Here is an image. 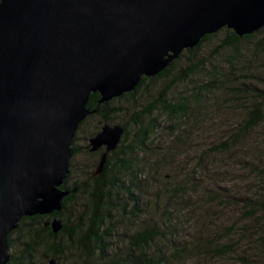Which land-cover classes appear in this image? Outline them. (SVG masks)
I'll return each mask as SVG.
<instances>
[{
	"label": "water",
	"instance_id": "1",
	"mask_svg": "<svg viewBox=\"0 0 264 264\" xmlns=\"http://www.w3.org/2000/svg\"><path fill=\"white\" fill-rule=\"evenodd\" d=\"M263 27L264 0H0V264L23 218L61 211L91 94L108 103L206 35ZM124 131L103 124L89 139L91 153L104 148L93 176ZM44 226L57 234L62 222Z\"/></svg>",
	"mask_w": 264,
	"mask_h": 264
},
{
	"label": "rangeland",
	"instance_id": "2",
	"mask_svg": "<svg viewBox=\"0 0 264 264\" xmlns=\"http://www.w3.org/2000/svg\"><path fill=\"white\" fill-rule=\"evenodd\" d=\"M262 36L264 33L256 35L251 42L241 43L240 50L228 48L219 51L218 46L227 38V32L221 29L203 44L197 54L182 56L166 78L146 82L133 98L136 109L152 104L160 90L169 85L172 88L168 92V100H181L195 94V87L199 88L210 79L207 78L208 75L213 71L229 72L232 63L236 71L234 76H230L232 84H239L243 88L245 86L241 84L245 83L264 92V49L260 54L254 55ZM230 56H235L234 60ZM200 64H203V71H196L185 81L178 82L184 72L191 67L195 70ZM241 72L247 75L242 77ZM249 75L256 76L263 82H249ZM233 93L236 92L223 91L201 97L202 103L191 108L190 118L175 124L172 136L168 127L174 121L168 120L166 116L157 118L158 125L156 124L146 143V152L138 151L137 154L116 157L134 160V163L146 166L145 172L149 173L146 178L137 176L136 169L132 172V177H136L135 180L144 186L142 201L148 202V211L141 214L140 219L138 216L134 220L128 214H123L121 208L113 212L112 228L106 237V245L110 251L117 253V256L125 252L128 237L140 229L150 227L151 217L154 220L163 216L170 220L180 217L184 222L183 226L177 225L175 229L173 224H167L163 227L166 232L173 229V235L167 234L165 244L161 245L162 249L166 248L167 254L174 250L169 243L172 239L179 244L178 247H183L185 243L191 246L196 244V240L208 246L222 247L231 243L236 251L225 257L196 255L193 260L189 258L167 264H264V210L261 213L256 211L257 208H264V121L241 136L240 129L251 109V100L246 94L236 96ZM110 107L112 110L122 109L110 119V125L127 123L133 113L127 99H113ZM103 124L97 118H89L75 133L72 147L77 153L69 162L72 170L69 186L88 179L95 171L97 157L90 156L85 147L92 134L100 130ZM128 124L129 145L137 128L129 122ZM227 141L231 147L229 152L213 155L209 150L212 146ZM197 166L204 172L199 173L204 176L200 181L203 183L200 190L182 197L179 194L176 196L180 189L175 187L176 184H181L185 175ZM116 170L122 172L121 168ZM215 196H218L220 202L213 201ZM120 200L121 205L124 204ZM77 201V205L70 204L63 211L70 227H74L83 210L86 211V198L79 196ZM129 207L130 204L128 210ZM250 209H253L251 214H254L249 217ZM12 238L17 239V235ZM56 244L71 246L65 236H59ZM14 251L8 250L7 253L12 254ZM85 256L74 245L66 251L60 264H86ZM50 259L48 254L39 264H49Z\"/></svg>",
	"mask_w": 264,
	"mask_h": 264
},
{
	"label": "trees",
	"instance_id": "3",
	"mask_svg": "<svg viewBox=\"0 0 264 264\" xmlns=\"http://www.w3.org/2000/svg\"><path fill=\"white\" fill-rule=\"evenodd\" d=\"M227 32V38L219 46L218 50H226L228 48L241 49V43L251 42L252 39L258 35L264 33V27L259 29L253 34L245 36H237L232 30L227 28H222ZM220 31V30H219ZM218 31V32H219ZM217 33V32H216ZM209 34L200 40L198 45L193 49L184 50L179 57L174 60L165 70H163L156 77H143L139 86L131 93L123 94L121 97L116 99H127L129 107L133 109V113L130 114L129 123L131 126L137 128L134 133V138L131 140L130 144L127 141L130 136V131L128 129L129 124L121 122L120 125L124 127V134L122 139L117 146V148L107 155L106 163L102 173L98 176L90 177L82 182H74L71 186L68 185L69 177L72 175V170L69 164V174L62 185V190H67L69 195L63 199L62 209L59 212L53 213L49 216H34L30 218H23L18 227L13 230L8 235V250H15L12 254H9L10 260L8 264H39V261L47 257L50 254V260H54L55 264L62 263V259L66 254L67 250L76 245V249L80 252L85 253L84 261L86 264H167L171 261H181L184 259H194L196 255L198 257H206L213 255L214 257H225L230 253H233L235 246L231 243L227 245L217 246V245H204L199 240H196V244L191 246L184 244L183 247H178L176 241L172 239L169 240L171 247L174 248L169 254L167 250L162 249L161 245L165 244V239H167V234L173 235V229L166 232L164 226L167 224H173V228L176 226H183V220L178 217L176 220H170L169 217H161L159 220H154L153 217L150 218V227H145L140 229L128 237V245L126 246L125 252L119 254H114L110 251L106 245V237L109 236V232L112 228L113 212L121 208L123 214H128L127 216L135 217L148 211V202H143V184L136 181V177L133 176V171L136 169L137 176L146 178L147 172L145 165H138L134 163V160L129 161L124 159H117V156L123 155H133L137 154L138 151L146 152L148 150L147 141H149L152 130L156 127V120L159 117L166 116L168 120L174 121L169 127V134L173 135V130L175 124L181 123L180 120H186L190 118L191 108L199 106L202 103V98L205 95H213L215 92H236L233 93L236 96L245 95L248 96L250 101L251 109L247 113L241 129V136L246 135L250 130L256 127L259 123L264 121V92L256 89L255 87L247 86L245 83L239 84L237 86L232 84L230 76L236 74L235 66L232 65L229 68V72H215L213 71L207 78L206 82L198 88L195 87L196 93L186 96L181 100H168V92H170L172 86H166L160 90V94L157 99L150 105L141 106V109H136V101L133 99L138 92V90L148 81H157L166 78L170 71H172L180 62L182 56H194L201 49L204 43L216 35ZM257 52L254 55L260 54L259 52L264 49V36L259 40L257 44ZM235 56H230L234 60ZM238 57V56H237ZM238 58H236L237 60ZM197 66L194 70L193 67L188 69L183 73L182 78L178 82H183L187 77L194 74L196 71H203V64ZM241 76L244 77L241 72ZM250 81L258 80L263 82L260 78L256 76H251ZM256 81L257 83H259ZM238 89V90H237ZM100 97L98 93L91 94L87 107L90 109H95L96 112L89 116V118H97L102 121V123L109 124L110 119L115 115L119 114L122 110L115 109L112 110L110 107V102L99 104ZM128 109V108H127ZM156 118V119H155ZM86 119V120H87ZM145 119H148L145 122ZM178 119V120H176ZM84 120L81 125L86 121ZM158 125V124H157ZM79 129V128H78ZM100 130L96 131L97 134ZM92 134V137L95 135ZM127 145V146H126ZM87 147V146H86ZM74 157L77 150L73 148ZM213 155L218 153H226L231 150V147L227 142H223L217 146H212L210 149ZM90 156H96V167L98 166L101 155L93 154L89 151V147L85 150ZM117 157V158H116ZM116 168H121L122 172H117ZM199 167H194L191 173H188L183 178L181 184H176L175 187L180 189L177 195L184 196L189 193H196L200 190V186L203 185L202 181L204 176H201L203 171L198 169ZM128 173V174H127ZM204 173V172H203ZM174 181V180H173ZM177 183L178 180L176 179ZM122 195V198H121ZM79 196L86 198L88 203L85 205L86 211L83 210V214L79 216L78 221L74 224V227L68 225V220L64 218V209L70 205L76 203ZM213 201H218V196L213 197ZM124 204L121 205V200ZM220 202V200L218 201ZM183 203V202H182ZM128 204H130L128 210ZM190 206V204H188ZM248 212L249 217L251 211ZM264 210H259L257 208V213H261ZM256 214V212H255ZM126 216V217H127ZM53 218H57L62 222V229L54 234L50 227L44 226V224ZM138 219V220H139ZM157 224H160L157 225ZM163 225V226H162ZM228 230L231 229L227 228ZM17 235V239H13L12 236ZM59 236H65L71 246H62L56 244V240ZM181 244V243H180ZM7 250V251H8ZM48 253V254H47ZM112 253V254H111ZM50 262V261H49Z\"/></svg>",
	"mask_w": 264,
	"mask_h": 264
},
{
	"label": "flooded vegetation",
	"instance_id": "4",
	"mask_svg": "<svg viewBox=\"0 0 264 264\" xmlns=\"http://www.w3.org/2000/svg\"><path fill=\"white\" fill-rule=\"evenodd\" d=\"M105 124H107V123H105ZM87 147H85V150L87 149ZM103 152H104V148H101L100 150H98L97 152H94L93 154H97V156H100Z\"/></svg>",
	"mask_w": 264,
	"mask_h": 264
}]
</instances>
